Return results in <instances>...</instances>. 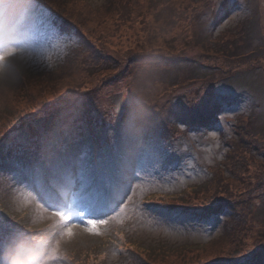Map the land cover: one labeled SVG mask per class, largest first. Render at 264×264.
<instances>
[{"label": "rangeland", "instance_id": "rangeland-1", "mask_svg": "<svg viewBox=\"0 0 264 264\" xmlns=\"http://www.w3.org/2000/svg\"><path fill=\"white\" fill-rule=\"evenodd\" d=\"M88 1L92 5H102L119 0ZM217 1L177 0L174 23L163 18L158 20L157 25L148 15L142 21L117 19L118 32L115 33L113 25L108 26L104 33L98 30L105 41L113 46L109 53L124 64L135 54L151 51L143 42L150 40L152 36V41L148 43L150 46L166 49L164 52L155 53L171 55L173 51L179 55L196 56L215 63L216 68L191 67L185 63L173 69L157 66L148 74L139 72L124 79L116 90L113 86L104 87V83H101L106 79V85H109L108 79L117 71L113 69L103 72L102 79L96 85L94 81L85 82V86L92 85L95 92L102 89L100 97H105L94 100L95 94L90 93L86 99L91 98L94 105L98 106L108 103L103 110L112 118L119 117L123 114V106L144 103L147 99L163 98L162 92L168 86L167 81H183L184 77L194 73L198 79L183 82L178 85L177 91L189 92L188 95L195 91L210 93L211 82L218 78L220 88L227 86L226 89H219L221 95L230 94L237 100H245L239 106L237 103L236 107L224 112L219 128L192 134L189 140L182 138L181 147L176 153L171 152L172 147L166 148L158 142H145L142 147L125 151L121 162L117 163L120 167L115 170L111 182L113 185H102L95 179L96 169L90 162L92 153L88 144L77 152L71 174L56 175L57 179L51 184L56 188L50 189L46 185L42 173L30 178L26 174L0 168V264H24L30 255L34 256L31 264H196L197 260L209 264H255L264 245V203L260 206V202H264L263 188H249L242 199L243 202L251 195H258L254 200L251 199V203H244L251 220L250 234L247 232L243 235L233 228L240 216L232 210L205 222L191 215L170 213L163 208L164 204L180 201L181 196L192 187L204 185L213 178L215 173L209 167L221 164L226 149L224 133V138L231 137L234 143L254 136L257 130L258 134H264V121L258 119V110L264 112V0H235L237 6L232 9L233 13L217 28V34H214L217 36L221 32L229 35L237 33L236 36L223 35L218 39V42L224 44L225 50L229 40L234 43V47H240V52L253 50L248 58L254 64L245 69L246 75L225 80L226 83L222 81V73L234 67L235 63L243 61L232 58L233 55L226 58L213 55L211 51H203L196 41L209 42L212 38L207 28V23H210L209 15L202 13L203 8L210 4L213 6ZM6 4L7 2H3L0 6V23H5L8 17V11L1 8L5 7L6 10ZM149 7L153 12L159 10L157 2ZM94 8L93 5V9L86 12L90 25L94 29L99 28L97 23L105 26L104 16L95 14ZM33 9L35 5L31 3L28 10L32 14L37 12ZM225 10L221 8L220 12L225 13ZM14 20L7 24L10 32L8 39L2 41L0 33V55L5 56L0 61V89L17 82L19 76L26 72H43L53 68L65 56L71 55L77 46V39L61 34L46 12H40L34 20H27L24 25L26 27V23H29L28 28L11 33L14 30L11 27ZM147 25L152 26V29L145 28ZM166 38L169 39L168 42ZM233 39H236V43ZM260 54L262 55L258 56ZM229 73L238 76L240 70ZM56 83L60 88H66V83ZM34 85V91L45 100H50L53 94H57L47 90L38 80ZM83 92L81 87L69 89L61 96V100L65 101L51 107L62 108L69 115L72 120V133L78 130L77 125L82 122L79 119L84 114L85 97L73 96L66 99ZM114 104L117 105L115 108ZM252 109L254 112H250ZM249 112H257V118L251 117L255 128L237 120L241 113ZM30 113L32 112H28L26 116ZM121 122L120 120L119 123ZM63 126L60 125L66 133L68 127ZM23 136L24 133L13 131L4 144L6 147L13 145ZM100 137L101 158H113L118 143L113 136L102 134ZM231 155L232 150L228 156ZM254 158L245 172L250 176L264 178V158L257 153ZM224 164L226 170L235 171L234 160H228ZM215 188L216 186L212 189ZM236 188L243 186L235 181L233 185L221 187L214 192L207 190L192 194L187 201L195 202L199 199L214 203L219 197L233 196ZM89 201L102 204L106 215L87 211L85 204ZM111 206L114 207L109 209ZM57 212H63L65 218L56 215ZM98 218L106 219L107 223L97 224L95 228L87 223L89 219ZM226 224L229 225L227 231L224 229ZM24 229L34 231L25 236L22 235ZM222 235L227 238V242H218L209 249V253L205 249H196L197 245ZM26 241L30 242L26 248L30 252L26 259L16 256L12 260L4 255L11 245L10 250L13 246L20 248L27 244ZM259 243L263 245L255 248ZM216 248L220 256L210 260L215 255ZM206 255H209L208 261L205 259Z\"/></svg>", "mask_w": 264, "mask_h": 264}, {"label": "trees", "instance_id": "trees-1", "mask_svg": "<svg viewBox=\"0 0 264 264\" xmlns=\"http://www.w3.org/2000/svg\"><path fill=\"white\" fill-rule=\"evenodd\" d=\"M41 3H44L47 7H49L50 11L53 14V22L57 24L59 17H66L68 16L69 19L74 20L77 27L85 32L86 35L96 38V40H101L103 37L102 34L98 30H102L103 33L106 32L108 26L113 25L114 33L118 32L116 22L117 19H128L131 22H134L136 19L143 17L146 13H148L151 8L147 4H141L139 2H125L124 4L118 3H107L102 5L94 4L95 6L93 12L95 14H99L100 17L104 16L105 26H101L99 23V28L96 27L95 29L90 25L89 19L86 18L87 10L93 9V5L89 3L88 0H39ZM163 11L160 9L156 12V16L158 19L163 18ZM167 21L169 20L166 18ZM171 21V20H170ZM172 22V21H171ZM174 23V22H173ZM60 25H64L63 22L59 23ZM158 25V23H157ZM83 32V33H84ZM151 31H149L150 33ZM87 36V37H88ZM148 43L152 41V36H150ZM87 43L88 40H83ZM215 52L219 51V48L212 44ZM93 48V47H92ZM62 66L60 65L57 69L43 72L40 74H33L21 77L17 82L12 84H7L0 89V122L4 123L9 121L13 116L18 117L19 113L18 110H26V107H31L36 110H40V107L47 106L48 104L52 103L53 100H57L60 97V93L71 88L73 85L77 84L75 87L78 89L83 88L85 95L91 89L88 86H85V82L90 80V76L87 75L85 70L81 67L71 66L67 64L63 70H61ZM58 70H61L58 72ZM93 70V68H92ZM58 72V73H56ZM55 75V76H54ZM56 77L59 78V82L66 83V88H60L57 86L56 82L43 84L39 79L47 78L50 81H55ZM74 79V80H73ZM40 81L43 87H47V90L50 92H54L57 94H53L50 100H45L44 98H40V96L34 91L36 81ZM31 89V92L29 90ZM31 97V98H30ZM209 120V119H207ZM9 158V157H6ZM2 161H10L6 160L3 157L1 158ZM27 162V161H22ZM239 183V182H238ZM243 188H246L245 183L241 184ZM213 192L217 191V189H212ZM209 201L199 200L196 199L195 202L191 203L192 208L195 210H202L204 207H207ZM227 242V238L224 235L214 241L210 246H208L205 251L209 253V249H212L217 245L218 242ZM219 248V247H217ZM217 248L215 250V255L210 259L214 260L215 258L220 256V253L217 252ZM209 255L205 256V259L208 261ZM201 261L197 260L196 264H200ZM201 264H209L207 262Z\"/></svg>", "mask_w": 264, "mask_h": 264}, {"label": "snow or ice", "instance_id": "snow-or-ice-1", "mask_svg": "<svg viewBox=\"0 0 264 264\" xmlns=\"http://www.w3.org/2000/svg\"><path fill=\"white\" fill-rule=\"evenodd\" d=\"M5 56L0 55V61L4 60ZM85 208L87 211L96 213L98 215H106V213L103 212L104 206L100 204L99 202L96 201H89L85 204ZM56 215H59L62 219L65 218V214L63 212H57ZM88 224H90L93 228L97 226V224H106L107 220L103 218H98V219H89L87 221ZM2 227V225H0ZM71 230L69 229V233Z\"/></svg>", "mask_w": 264, "mask_h": 264}]
</instances>
